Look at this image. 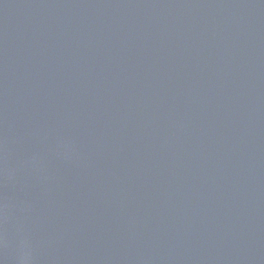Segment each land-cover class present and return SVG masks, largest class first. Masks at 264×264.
Masks as SVG:
<instances>
[{
    "label": "water",
    "instance_id": "obj_1",
    "mask_svg": "<svg viewBox=\"0 0 264 264\" xmlns=\"http://www.w3.org/2000/svg\"><path fill=\"white\" fill-rule=\"evenodd\" d=\"M0 264H264V0H0Z\"/></svg>",
    "mask_w": 264,
    "mask_h": 264
}]
</instances>
